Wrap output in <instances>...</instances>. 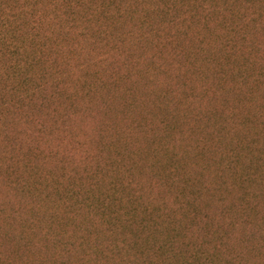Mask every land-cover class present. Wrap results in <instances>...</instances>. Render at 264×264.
Returning <instances> with one entry per match:
<instances>
[{"label": "rangeland", "instance_id": "374dc122", "mask_svg": "<svg viewBox=\"0 0 264 264\" xmlns=\"http://www.w3.org/2000/svg\"><path fill=\"white\" fill-rule=\"evenodd\" d=\"M59 1L40 0L50 99L22 102L23 76L0 83V264H148L142 248L94 249L95 233L114 235L83 206L90 173L105 187L126 162L150 205L137 216L150 245L173 213L176 232L208 239L212 264H264V0H85L73 15Z\"/></svg>", "mask_w": 264, "mask_h": 264}, {"label": "trees", "instance_id": "16d2710c", "mask_svg": "<svg viewBox=\"0 0 264 264\" xmlns=\"http://www.w3.org/2000/svg\"><path fill=\"white\" fill-rule=\"evenodd\" d=\"M59 2V0H49V3L53 5H50V7L52 6L54 8L53 10L56 9L58 12L60 8L63 11V6ZM84 2L85 0H67L64 6L65 12L73 15L74 12L72 10L67 11L72 8L71 5L79 10L84 7ZM40 7V0H0V83L4 79H12L14 83L19 81V84H21L20 77L23 76V85L26 84V86L20 89V86L14 88H12L13 85L11 86L15 92L17 91L15 95L17 94L23 102L27 99L31 100L37 92L42 93L45 91L42 103L46 104L50 99V91H48V88L51 87L49 77L52 76L46 64L48 62L47 59L50 57L46 56V49L50 48L47 45V41L53 39L51 38L52 34L45 35L42 33V27L45 24L44 16L46 17L47 14L46 12H43L44 15L41 14ZM108 8V6H105L103 11H107ZM93 12L94 10H90L87 13L91 16V14H94ZM52 18L56 19L54 15ZM87 30V26L83 27L81 34H85ZM55 41L62 45V41ZM35 70L40 72L38 78L40 83L33 86L30 84L38 76ZM53 85L55 88L59 87L56 82ZM20 102L18 103L19 105L22 104ZM6 106V97L5 93H3L2 96L0 95V111L2 113H4ZM122 165L127 167L129 173L126 176L122 175L121 172L119 174L115 173L112 175V180L108 181L105 187H100L104 177L101 175V172L94 170L90 173L91 181L88 185L89 190L84 192L83 206L91 209L92 212H98L104 219L105 230L111 235H114L110 242L105 244L102 240V231L95 233L97 239L93 245L94 249H106L113 255H117L121 251L128 253L130 249L135 248L139 250V248H142L144 250L143 254L147 255L148 264L214 263L218 256L217 253H210L205 250L208 247V239L201 242H194L190 238L181 235V230L176 232L177 226L174 225L176 219L173 213L168 219L166 218L169 228L166 223L162 225L155 224L154 228H150L153 232L160 231L164 235L159 243L155 242L156 244L150 245V240L142 237L145 231L140 232L138 229L139 227L146 228L147 223H145V219L140 221L137 216L144 212L150 205H148L149 202L142 196L144 188L134 179L135 174L132 173L133 163H122L120 168H122ZM171 171H173V168ZM121 176L124 179L121 180ZM187 181L189 180H183L184 184L188 185ZM261 184V194H264V183L261 182ZM98 188L99 198L97 201H93L91 191ZM247 196H249V193ZM183 206L184 203H180L178 210H182L184 208ZM157 214V217L165 218V211ZM93 227L94 225L91 228ZM191 228L190 226L184 227L185 230H190ZM83 229H90V225L84 226ZM161 230H165V232ZM47 237L48 239L49 237L51 239L52 237L55 238L64 248L69 247V243L63 241L61 234H53L49 230ZM71 246L73 244L70 245V248ZM85 246L86 241L82 238L76 248L83 254L88 255ZM125 258L127 259L126 254H124L120 262L122 263ZM137 258L140 260V255L137 254L133 259L126 260V262L131 263L132 261L133 263ZM179 258L183 261L180 262ZM235 261H237V257H233L231 260L221 259L216 264H235ZM142 264L146 263L142 262Z\"/></svg>", "mask_w": 264, "mask_h": 264}]
</instances>
